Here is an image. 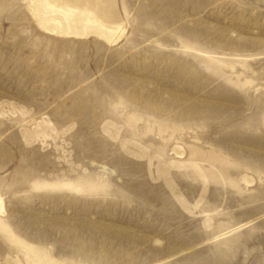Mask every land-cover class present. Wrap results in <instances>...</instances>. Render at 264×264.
Returning <instances> with one entry per match:
<instances>
[{
	"label": "rangeland",
	"instance_id": "1",
	"mask_svg": "<svg viewBox=\"0 0 264 264\" xmlns=\"http://www.w3.org/2000/svg\"><path fill=\"white\" fill-rule=\"evenodd\" d=\"M27 1L0 0V221L63 264H264V0H117L116 46Z\"/></svg>",
	"mask_w": 264,
	"mask_h": 264
},
{
	"label": "bare ground",
	"instance_id": "2",
	"mask_svg": "<svg viewBox=\"0 0 264 264\" xmlns=\"http://www.w3.org/2000/svg\"><path fill=\"white\" fill-rule=\"evenodd\" d=\"M27 2L28 10L37 27L52 37L76 40L94 38L109 46H116L127 32L117 0H28ZM173 153L181 159L185 151L182 147L175 146ZM242 179L247 185L255 182L254 178L247 175ZM5 214L4 198L0 196V218ZM0 229L9 237L11 243L21 249V253L24 252L28 264H63L53 259L44 249L17 237L3 221H0ZM27 263L19 255L0 261V264Z\"/></svg>",
	"mask_w": 264,
	"mask_h": 264
}]
</instances>
